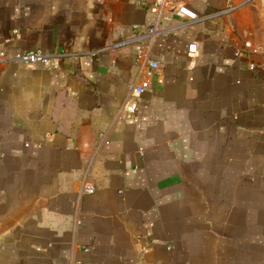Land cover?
Returning <instances> with one entry per match:
<instances>
[{"label": "crops", "instance_id": "0c3cea01", "mask_svg": "<svg viewBox=\"0 0 264 264\" xmlns=\"http://www.w3.org/2000/svg\"><path fill=\"white\" fill-rule=\"evenodd\" d=\"M240 2L0 0V47L52 54L0 64V264H264V0L209 16Z\"/></svg>", "mask_w": 264, "mask_h": 264}, {"label": "built area", "instance_id": "2783aa9c", "mask_svg": "<svg viewBox=\"0 0 264 264\" xmlns=\"http://www.w3.org/2000/svg\"><path fill=\"white\" fill-rule=\"evenodd\" d=\"M254 0H241L240 4L237 6H230L224 10H219L214 13H212L209 16H215L223 13H229L236 9L237 7L250 4ZM151 11L156 13L158 18L162 16V8L160 5V2L154 4L151 7ZM175 14L182 19H185L189 22H195L201 19L199 14L191 9L190 7L186 5H179L174 9ZM165 31L164 28L157 27L156 25L151 26L150 28H144L142 31L136 33L132 37L125 38V39H120L116 41L115 43L111 44L107 48H121L124 46H128L132 43L136 42H141L142 40H146L147 44L152 45L155 38L163 33ZM17 33V31H15ZM246 47H251V44L249 42H246ZM197 49V45L195 43L190 44V51L195 52ZM253 53H258L259 48H252ZM143 51H140V57L143 56ZM241 54V52L238 53V55ZM52 57V54L48 52H43V51H30V50H18L14 52H10L7 48L5 47H0V64L6 63V62H13V63H18V64H23L27 66H33L34 64H37L39 62H47L50 58ZM159 62L157 60H150L149 61V66L150 69H155L159 67ZM256 66L255 63L251 64V67L254 68ZM148 70V74H151V70ZM161 81V80H160ZM152 86V83L148 79H143L140 82L136 83L134 86L135 93L136 95L141 94L143 91L146 89L150 88ZM124 108L128 112L134 113L137 109V100L135 98H129L128 100L125 101L124 103ZM84 192L86 193H93L95 191V187L92 184H86L83 188Z\"/></svg>", "mask_w": 264, "mask_h": 264}]
</instances>
